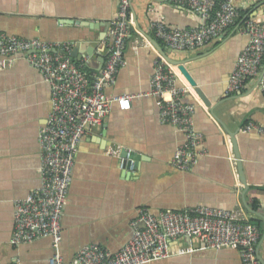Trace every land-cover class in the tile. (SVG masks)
<instances>
[{"label":"crops","instance_id":"obj_1","mask_svg":"<svg viewBox=\"0 0 264 264\" xmlns=\"http://www.w3.org/2000/svg\"><path fill=\"white\" fill-rule=\"evenodd\" d=\"M234 3L239 12L235 23L201 46L177 50L154 36L150 22L161 17L166 25L183 29L204 20L168 0H131L125 63L105 92H149L155 65L164 61L174 87L182 89L181 101L194 107L193 124L201 135L196 160L189 169L172 165V154L185 136L176 126L159 121L157 97H135L128 110L112 103L102 124L89 129L77 146L61 217L59 250L64 259L73 258L89 244L101 245L112 253L119 250L130 239L141 207L157 214L164 209L208 206L236 211L259 229L256 253L264 264V134L240 129L249 120L264 125V95L256 79L248 80L239 92L226 91L228 77L248 39L240 32L242 21L253 16L264 24V0ZM117 9L118 0H0V33L50 43L69 42L78 60L87 58V71L93 75L100 56L106 57L110 41L103 24L115 19ZM149 37L171 59L183 60L211 108L177 67L166 62ZM163 96L168 98V92ZM49 97L47 82L22 54L0 68V264H48L53 252L50 237L10 242L15 203L41 184L37 133L49 112ZM233 143L240 154L244 183L236 171ZM115 144L135 153L132 170H123L116 157L106 154ZM243 198L255 213L244 207ZM189 246L198 248L200 241L177 238L169 245L168 258L147 264H243L236 249L177 253Z\"/></svg>","mask_w":264,"mask_h":264},{"label":"built area","instance_id":"obj_2","mask_svg":"<svg viewBox=\"0 0 264 264\" xmlns=\"http://www.w3.org/2000/svg\"><path fill=\"white\" fill-rule=\"evenodd\" d=\"M168 1L187 7L204 20L196 27L178 29L166 25L161 17L153 19L150 28L154 36L171 49L187 50L201 46L219 36L239 17L234 0ZM131 24V0H118L117 16L108 29L107 55L102 67L93 75L85 69L87 58L76 60L71 57L69 42L50 43L39 38L23 39L0 33V68L22 54L41 73L50 89V109L37 133L41 184L15 203L10 242L20 244L38 237H50L53 252L48 264H147L168 258L173 240L195 237L200 241L198 248H179L177 253L230 248L238 250L243 264H260L256 253L259 229L236 211L208 206L184 211L164 209L157 214L141 207L132 224L134 229L130 239L116 252L89 244L69 260L62 257L59 250L61 217L68 199L77 146L89 129L102 124L112 103L120 110H128L135 97H157L159 121L176 126L185 136L172 154V165L189 169L196 160L195 148L201 135L194 128V107L181 101L182 89L174 87L172 74L164 61L155 65L149 92L136 95H108L105 92V87L115 82L118 70L125 63V39ZM240 32L248 39L228 77L226 91L230 93L239 92L248 80L256 79L264 59V24L250 16L242 21ZM257 84L264 95V73ZM166 91L168 98L163 96ZM240 129L245 133L264 134V125L251 120ZM131 153L119 144L106 151L116 157L119 167L125 170L134 168Z\"/></svg>","mask_w":264,"mask_h":264},{"label":"water","instance_id":"obj_3","mask_svg":"<svg viewBox=\"0 0 264 264\" xmlns=\"http://www.w3.org/2000/svg\"><path fill=\"white\" fill-rule=\"evenodd\" d=\"M104 27H107V30L110 28V22H105L104 24ZM96 28V26H95ZM149 39L152 41V43L157 47V49L161 52V54L164 56L166 62L171 65V66H176L177 69L179 70V72L183 75V77L186 79V81L188 82V84L193 88L194 92L197 94V96L202 100V102L208 106L209 108H211V103L209 102L207 96L204 94V92L202 91V89L197 85L196 81L194 80V78L192 77V75L189 73V71L187 70L186 66L184 65V62L183 60H175V59H171L167 53L165 52L164 48H162L160 46V44L149 37ZM171 49V48H169ZM87 52H89V50H87ZM75 48L73 50L70 51V55L72 58L78 60V58H76V55H75ZM88 55L90 56H93V54L91 52L88 53ZM104 59H105V56L101 55L100 56V59H99V68L102 67V64L104 63ZM98 68V69H99ZM97 69V70H98ZM264 73V66L261 65V71H260V74L259 76L256 78V81L257 83L259 82L262 74ZM86 128L89 129V125L87 124L86 125ZM234 135H232L233 137ZM233 153H234V160H235V165H236V171H237V174H238V177L241 181H243V178H242V171H241V165H240V154L238 153V150H237V147H235V143H233ZM125 154V151L123 150L122 152V155ZM132 154V158L134 159V167L136 165V155L134 152L131 153ZM125 170V168L123 169ZM244 183V181H243ZM244 188L246 189V185H244ZM243 204H244V207L250 211V212H253L255 213V211H253L252 209L249 208L248 204L245 202L244 198H243ZM263 235H264V229H263ZM259 259V258H258ZM261 261V260H259ZM262 264V261L260 262Z\"/></svg>","mask_w":264,"mask_h":264},{"label":"trees","instance_id":"obj_4","mask_svg":"<svg viewBox=\"0 0 264 264\" xmlns=\"http://www.w3.org/2000/svg\"><path fill=\"white\" fill-rule=\"evenodd\" d=\"M87 70V68H85Z\"/></svg>","mask_w":264,"mask_h":264}]
</instances>
